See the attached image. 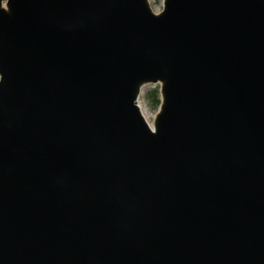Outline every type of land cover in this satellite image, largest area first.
Masks as SVG:
<instances>
[{
	"label": "water",
	"instance_id": "1",
	"mask_svg": "<svg viewBox=\"0 0 264 264\" xmlns=\"http://www.w3.org/2000/svg\"><path fill=\"white\" fill-rule=\"evenodd\" d=\"M0 264H264V0H0Z\"/></svg>",
	"mask_w": 264,
	"mask_h": 264
},
{
	"label": "rangeland",
	"instance_id": "2",
	"mask_svg": "<svg viewBox=\"0 0 264 264\" xmlns=\"http://www.w3.org/2000/svg\"><path fill=\"white\" fill-rule=\"evenodd\" d=\"M153 88H158L159 89V85L158 84H147L144 85L141 89V93L138 99V104L141 105H145L146 107V116L148 117V120L150 123L153 124L154 122V117L156 112L158 111V106L154 107L152 104H150V102L147 101L145 95L146 93Z\"/></svg>",
	"mask_w": 264,
	"mask_h": 264
},
{
	"label": "trees",
	"instance_id": "3",
	"mask_svg": "<svg viewBox=\"0 0 264 264\" xmlns=\"http://www.w3.org/2000/svg\"><path fill=\"white\" fill-rule=\"evenodd\" d=\"M146 99L150 104H152L154 107L158 106L160 103V93L158 88L150 89L146 95Z\"/></svg>",
	"mask_w": 264,
	"mask_h": 264
},
{
	"label": "built area",
	"instance_id": "4",
	"mask_svg": "<svg viewBox=\"0 0 264 264\" xmlns=\"http://www.w3.org/2000/svg\"><path fill=\"white\" fill-rule=\"evenodd\" d=\"M148 3L154 13H159L164 6V0H148Z\"/></svg>",
	"mask_w": 264,
	"mask_h": 264
},
{
	"label": "bare ground",
	"instance_id": "5",
	"mask_svg": "<svg viewBox=\"0 0 264 264\" xmlns=\"http://www.w3.org/2000/svg\"><path fill=\"white\" fill-rule=\"evenodd\" d=\"M139 108H140L141 113L144 116L145 120L149 123L150 126H153V124L149 122L148 117L146 116V107H145V105L141 104V105H139Z\"/></svg>",
	"mask_w": 264,
	"mask_h": 264
}]
</instances>
